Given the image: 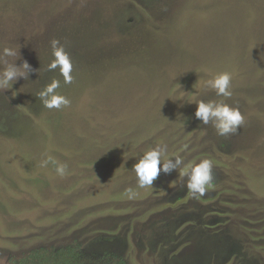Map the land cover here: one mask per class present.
I'll list each match as a JSON object with an SVG mask.
<instances>
[{"label": "rangeland", "instance_id": "1", "mask_svg": "<svg viewBox=\"0 0 264 264\" xmlns=\"http://www.w3.org/2000/svg\"><path fill=\"white\" fill-rule=\"evenodd\" d=\"M260 36L264 0H0V55L14 48L21 59L5 61L33 70L0 90V261L77 240L127 264H264ZM52 40L73 64L69 84L48 70ZM223 73L229 98L205 85ZM54 79L70 103L47 109L37 94ZM200 100L238 108V132L197 126ZM165 145L162 162L210 160L220 187L194 199L177 169L138 188L133 165ZM48 156L64 176L40 166Z\"/></svg>", "mask_w": 264, "mask_h": 264}, {"label": "clouds", "instance_id": "2", "mask_svg": "<svg viewBox=\"0 0 264 264\" xmlns=\"http://www.w3.org/2000/svg\"><path fill=\"white\" fill-rule=\"evenodd\" d=\"M53 60L48 65V70H55L59 68L60 74L63 76L64 83L72 82L71 72L73 64L68 53L65 51L63 45L58 40L51 41ZM21 59L20 51L14 48H4L2 55H0V62H4L6 67L0 71V90H11L13 85L19 79H28L29 73L33 71L27 61H23L19 66L17 63H7L5 57H17ZM19 59V60H20ZM231 76L228 73H223L216 76L214 79L205 82L206 87L215 91L217 96L229 98L232 96L230 91ZM60 87L59 80H53L42 91L37 94V98L41 101L43 106L47 109H59L61 106H68L70 101L62 95L57 94L56 90ZM188 93L182 89L179 84L176 89V99L182 100L184 95ZM195 118L208 125L210 122L216 129L220 136H227L229 134H236L240 126L244 123V117L238 108H233L228 104L215 101L205 102L198 101L196 104ZM166 145L157 146L153 150L147 151L139 160L133 165V171L137 178L138 188L152 187L154 182L159 178L161 173L171 175L173 171L181 169V175L187 177L186 188L191 194L192 198L199 199L203 197L207 189L212 186V162L208 159L202 160L199 164L192 166L187 165L181 168L183 164L182 158L163 159L166 155ZM49 164L53 165L55 172L59 176H64L67 172V164L57 161L55 158L48 156L41 161V167H47ZM132 191L131 189L129 190ZM3 264V261H0Z\"/></svg>", "mask_w": 264, "mask_h": 264}, {"label": "trees", "instance_id": "3", "mask_svg": "<svg viewBox=\"0 0 264 264\" xmlns=\"http://www.w3.org/2000/svg\"><path fill=\"white\" fill-rule=\"evenodd\" d=\"M250 40V39H249ZM248 40V42H249ZM254 53H251L252 60L259 64V68H264V36L251 39ZM252 67L256 65L250 63ZM200 121L197 120V126ZM197 128V127H196ZM195 128V129H196ZM101 139H96V146H102ZM98 147L97 149H99ZM219 185L213 183L208 189H216ZM220 187V186H219ZM222 191L220 190L219 193ZM214 199V198H212ZM59 248H41L34 250L33 252L22 256L19 259H11L9 264H127L126 259L111 255L108 252L101 256L92 255L87 256L85 253V247L79 241L76 240Z\"/></svg>", "mask_w": 264, "mask_h": 264}]
</instances>
